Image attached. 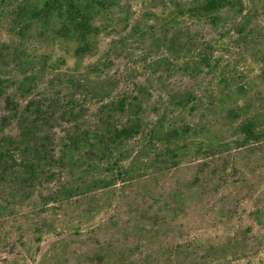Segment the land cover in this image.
I'll return each instance as SVG.
<instances>
[{
  "label": "rangeland",
  "instance_id": "1",
  "mask_svg": "<svg viewBox=\"0 0 264 264\" xmlns=\"http://www.w3.org/2000/svg\"><path fill=\"white\" fill-rule=\"evenodd\" d=\"M102 1L78 55L45 0H0V142L40 104L55 155L0 169V264H264V0Z\"/></svg>",
  "mask_w": 264,
  "mask_h": 264
},
{
  "label": "trees",
  "instance_id": "2",
  "mask_svg": "<svg viewBox=\"0 0 264 264\" xmlns=\"http://www.w3.org/2000/svg\"><path fill=\"white\" fill-rule=\"evenodd\" d=\"M83 1L45 0L42 8H32L27 13L35 18H46V20L58 15L62 19L60 33L62 35L72 36L78 40L81 44L77 48V54L84 55L93 48L91 38L95 34L96 28L93 25L91 10L84 5ZM105 2L96 0V4L101 6H105ZM230 4L231 0H203L187 10L195 16H210ZM7 101L9 104L12 103L11 99ZM31 105L29 108L25 107L23 110L20 107L15 110V117H18L19 121L22 120L21 122L24 125L21 136L19 138L5 136L0 142V169L3 173H7L14 167L26 168L28 173H30L25 177L27 182L32 181L36 173L39 172L38 169H43L45 165L54 161L53 159L55 157L52 153L54 151L51 150L52 138L49 136L38 138L39 123L46 121L50 113L43 109L40 104ZM10 117L6 116L0 119V129L4 125V121H8ZM246 129L250 132L253 131L252 126H246ZM134 131H136V128L133 126L123 127L122 129L115 128V138L122 139L131 136ZM91 136L92 134L90 133L75 136L71 138V142L77 148L85 145L88 149L91 146L89 141L92 139ZM22 147H25L26 151L22 157H19L18 152H20ZM97 147L98 145L96 144L91 146L93 150H96ZM67 191L69 192L71 190L67 188Z\"/></svg>",
  "mask_w": 264,
  "mask_h": 264
}]
</instances>
